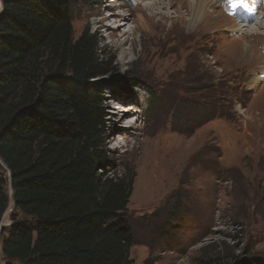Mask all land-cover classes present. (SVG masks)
Returning a JSON list of instances; mask_svg holds the SVG:
<instances>
[{
	"label": "rangeland",
	"instance_id": "obj_1",
	"mask_svg": "<svg viewBox=\"0 0 264 264\" xmlns=\"http://www.w3.org/2000/svg\"><path fill=\"white\" fill-rule=\"evenodd\" d=\"M172 1L73 2L75 39L90 31L112 62L91 84L106 171L135 175L131 258L264 264V0H209L198 28Z\"/></svg>",
	"mask_w": 264,
	"mask_h": 264
},
{
	"label": "trees",
	"instance_id": "obj_2",
	"mask_svg": "<svg viewBox=\"0 0 264 264\" xmlns=\"http://www.w3.org/2000/svg\"><path fill=\"white\" fill-rule=\"evenodd\" d=\"M73 2L0 0V225L13 204L3 264H134L135 175L106 171L91 84L112 62L90 31L75 39Z\"/></svg>",
	"mask_w": 264,
	"mask_h": 264
},
{
	"label": "bare ground",
	"instance_id": "obj_3",
	"mask_svg": "<svg viewBox=\"0 0 264 264\" xmlns=\"http://www.w3.org/2000/svg\"><path fill=\"white\" fill-rule=\"evenodd\" d=\"M104 1L105 2H110L111 0H104ZM208 3H209V0H193V1H189V0H179L178 1L179 8H181V9L186 8L187 12L189 13V16L191 17V19H190V25L195 26V27L197 26V28L200 27V26H202L203 23L206 21V18H207V10L206 9H207ZM170 4H173V1L172 0H168V4L166 5V8ZM253 14H254V12H251L250 13L251 20L254 18L252 16ZM168 15H170V13H168ZM247 17H248V15H247ZM121 25L122 24H116V25L115 24H109V25H107V27H109V28L111 27V28H113L115 30H119L121 27H125V24L123 26H121ZM244 26H246V25H244ZM258 30L259 29L256 28V29H252L250 31H253V33H254V32H259ZM123 36H125V35H123ZM123 36H122V38H123ZM126 39L127 38H125L123 40L122 39L121 40L119 39L115 43L117 45L122 46V45H124L126 43V41H127ZM113 40H114V38H113ZM123 110H125V109H123Z\"/></svg>",
	"mask_w": 264,
	"mask_h": 264
},
{
	"label": "water",
	"instance_id": "obj_4",
	"mask_svg": "<svg viewBox=\"0 0 264 264\" xmlns=\"http://www.w3.org/2000/svg\"><path fill=\"white\" fill-rule=\"evenodd\" d=\"M4 227H5V226H4V223L2 222L1 225H0V233H1V231H2V229H3Z\"/></svg>",
	"mask_w": 264,
	"mask_h": 264
},
{
	"label": "built area",
	"instance_id": "obj_5",
	"mask_svg": "<svg viewBox=\"0 0 264 264\" xmlns=\"http://www.w3.org/2000/svg\"><path fill=\"white\" fill-rule=\"evenodd\" d=\"M0 264H3L2 260H1V254H0Z\"/></svg>",
	"mask_w": 264,
	"mask_h": 264
}]
</instances>
